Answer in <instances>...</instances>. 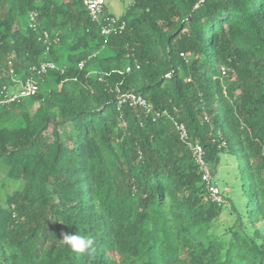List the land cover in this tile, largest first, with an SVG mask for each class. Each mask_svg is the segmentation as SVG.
I'll return each instance as SVG.
<instances>
[{
    "label": "trees",
    "instance_id": "obj_1",
    "mask_svg": "<svg viewBox=\"0 0 264 264\" xmlns=\"http://www.w3.org/2000/svg\"><path fill=\"white\" fill-rule=\"evenodd\" d=\"M82 1L0 0V85L68 48L33 76L35 96L0 107V168L18 183L0 198V264H264V0L104 7L125 22L108 39ZM115 86L184 125L214 178L222 169V205L173 123L117 110ZM64 233L96 252H71Z\"/></svg>",
    "mask_w": 264,
    "mask_h": 264
},
{
    "label": "built area",
    "instance_id": "obj_2",
    "mask_svg": "<svg viewBox=\"0 0 264 264\" xmlns=\"http://www.w3.org/2000/svg\"><path fill=\"white\" fill-rule=\"evenodd\" d=\"M83 7L86 10L88 17L94 23L99 26L100 36L104 39H108L112 36H116L123 32L125 29V22H119L114 17H106L104 14L105 0H83ZM35 15L31 14L29 16V21L34 20ZM45 42L49 43L50 38L47 33H44ZM59 41L58 35H55L54 43ZM78 68H83V63L78 64ZM138 68V66H136ZM58 69L56 68L54 62L44 61L38 66H31L29 68L30 76L21 79L17 74L14 73L12 68H9L8 73L10 80L8 84L0 85V107L5 104L15 103L23 99H28L35 96L39 91V86L37 80L33 76L42 77L46 75L50 70ZM131 71V67L125 69L126 73ZM222 74L225 73L222 69ZM99 81L103 78L100 75L98 77ZM116 99H117V110L122 106H128L130 108H136L141 110L145 116L151 117L153 120L160 117L168 118L174 126L175 131L178 133L180 140L186 144L188 147L192 159L195 164L199 167V172L201 174V181L205 186L208 197L212 203L217 206L222 205L224 202V189L219 187L212 173V169L209 167L205 160V152L199 144H194L189 141L188 133L183 124L176 121L170 114L166 111H157L153 106L142 96L129 91H121L119 86H115Z\"/></svg>",
    "mask_w": 264,
    "mask_h": 264
},
{
    "label": "rangeland",
    "instance_id": "obj_3",
    "mask_svg": "<svg viewBox=\"0 0 264 264\" xmlns=\"http://www.w3.org/2000/svg\"><path fill=\"white\" fill-rule=\"evenodd\" d=\"M133 0H105V9H106V13L108 15H112L114 17H121L126 9L128 8V6L132 3ZM22 23L27 24L28 23V18H22ZM61 47V48H60ZM57 48H59L60 51V65H58L57 63L54 62L56 68H59L61 66H63V63L66 61V57L68 55V48L67 45H60ZM107 53V50L105 48H103L101 51H99L97 53L98 56H100L101 54H105ZM54 85V79L49 77L46 79V81L44 82L42 89V92H47L48 89H50L51 87H53ZM222 169L218 168L216 171V182L218 184L219 187H222L221 184V179L223 177H225L222 173H220ZM5 167H1L0 168V198L1 200H5L6 195L12 193L15 188L18 186V183L12 181V180H7L5 178ZM214 172V170H213ZM229 180V179H227ZM224 190L227 189V187H223ZM226 223H232L230 217L228 216L227 212H224L221 214V216L218 218L217 221V227L216 230L217 232H219V234H221L224 229H225V225Z\"/></svg>",
    "mask_w": 264,
    "mask_h": 264
},
{
    "label": "clouds",
    "instance_id": "obj_4",
    "mask_svg": "<svg viewBox=\"0 0 264 264\" xmlns=\"http://www.w3.org/2000/svg\"><path fill=\"white\" fill-rule=\"evenodd\" d=\"M60 241L73 253H86L91 256L96 252L95 241L91 236L64 233Z\"/></svg>",
    "mask_w": 264,
    "mask_h": 264
}]
</instances>
